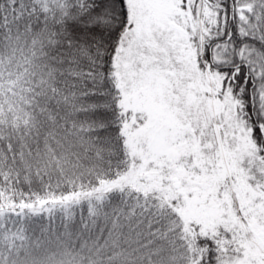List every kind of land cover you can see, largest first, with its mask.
<instances>
[{
	"label": "trees",
	"instance_id": "1",
	"mask_svg": "<svg viewBox=\"0 0 264 264\" xmlns=\"http://www.w3.org/2000/svg\"><path fill=\"white\" fill-rule=\"evenodd\" d=\"M181 2L199 22V67L217 73V96H231L249 131L248 152L235 141L230 155L263 196L264 221V0ZM132 24L125 0H0V264H239L246 255L241 216L186 223L177 196L124 180L143 121L124 107L116 73Z\"/></svg>",
	"mask_w": 264,
	"mask_h": 264
},
{
	"label": "rangeland",
	"instance_id": "2",
	"mask_svg": "<svg viewBox=\"0 0 264 264\" xmlns=\"http://www.w3.org/2000/svg\"><path fill=\"white\" fill-rule=\"evenodd\" d=\"M125 1L133 24L116 73L124 107L143 121L130 135L134 164L124 180L177 196L186 223H232L241 216L242 228L250 231L239 264H264L263 196L240 180L230 155L235 141L248 152L249 131L235 119L231 96H217V73L198 65L200 27L192 6Z\"/></svg>",
	"mask_w": 264,
	"mask_h": 264
}]
</instances>
